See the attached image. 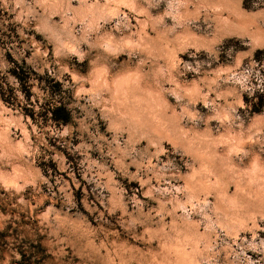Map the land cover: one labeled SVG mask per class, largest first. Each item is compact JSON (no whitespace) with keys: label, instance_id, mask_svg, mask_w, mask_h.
<instances>
[{"label":"rangeland","instance_id":"rangeland-1","mask_svg":"<svg viewBox=\"0 0 264 264\" xmlns=\"http://www.w3.org/2000/svg\"><path fill=\"white\" fill-rule=\"evenodd\" d=\"M0 264H264V0H0Z\"/></svg>","mask_w":264,"mask_h":264},{"label":"trees","instance_id":"trees-1","mask_svg":"<svg viewBox=\"0 0 264 264\" xmlns=\"http://www.w3.org/2000/svg\"><path fill=\"white\" fill-rule=\"evenodd\" d=\"M11 74L15 78V80L19 84H21L23 87L27 88L29 86V85H27L28 79H27L25 73H23L22 70L19 69V67L14 69L11 72ZM53 114H54V117H53L54 121H57V122L62 123V124H66L69 121L68 113L65 110V108H63V107H58V108L54 109Z\"/></svg>","mask_w":264,"mask_h":264}]
</instances>
